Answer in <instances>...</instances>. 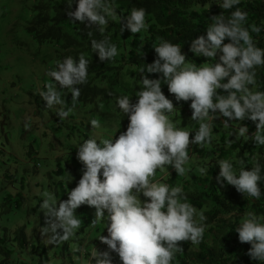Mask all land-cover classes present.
<instances>
[{
  "label": "clouds",
  "instance_id": "obj_1",
  "mask_svg": "<svg viewBox=\"0 0 264 264\" xmlns=\"http://www.w3.org/2000/svg\"><path fill=\"white\" fill-rule=\"evenodd\" d=\"M242 0H216L230 15L211 17L206 36L191 42L190 51L212 63L201 66L189 63L178 44L161 40L154 45L157 58L145 64L137 80L140 91L133 97L117 98L116 107L129 120L126 131L118 138L85 139L79 146L77 158L83 165V175L77 186L67 191L68 199L57 203L54 194L45 191L39 209L46 217L41 228L47 243L58 245L69 241L81 227L77 209L82 205L95 208L91 225L103 223L108 235L99 236L108 250L95 247L87 264H113L112 252L118 254L121 264H173L179 242L199 244L203 239L206 220L203 212L188 202L183 188L171 186L156 179L157 170L170 167L178 176L189 169L191 145L205 148L213 140L216 119L225 118L224 126L239 122L230 135L239 140H251L256 148L264 147V90L258 88L257 70L264 68V48L258 46L252 33L259 35L262 27L248 24V13L242 10ZM76 4L73 11L72 5ZM233 9H235L233 11ZM67 15L73 23L79 22L101 34L109 20H117L115 0H68ZM148 28L146 10L132 8L120 18V32L133 35ZM91 35V32H89ZM229 41L225 43V41ZM92 51L101 61H112L118 55L117 45L109 37L91 41ZM89 61L83 54L77 61L72 56L58 61L46 73L52 83L39 91L47 108L61 106L57 115L66 119L81 95L80 85L88 83ZM149 74H159L150 78ZM174 94L176 102L191 101V121L198 123L194 132L179 127L171 118L177 109L163 92L162 86ZM71 93V107L64 108L61 92ZM222 90V91H220ZM250 120L256 131L249 136V128L240 122ZM94 129L100 121H90ZM29 124H25V129ZM220 171L216 180L234 186L247 199L259 200L260 182L264 181V163L253 157L251 170L244 159L233 163L230 159L217 161ZM201 175L207 173L200 167ZM143 196L144 199H141ZM104 228V229H105ZM241 243L251 245L248 255L264 264V214L248 211L235 228ZM73 259L80 264L81 248H73Z\"/></svg>",
  "mask_w": 264,
  "mask_h": 264
},
{
  "label": "rangeland",
  "instance_id": "obj_2",
  "mask_svg": "<svg viewBox=\"0 0 264 264\" xmlns=\"http://www.w3.org/2000/svg\"><path fill=\"white\" fill-rule=\"evenodd\" d=\"M31 5L30 0H0V264H77L72 251L77 247L83 250L82 255L75 254L81 256L80 264H87L86 255L102 244L99 236L108 235L103 223L91 225L95 208L77 209L81 219L77 234L53 245L40 231L46 217L39 204L45 191L54 194L57 203L68 199L67 191L83 175L77 148L85 139L118 138L126 131L129 120L116 101L128 95L135 102L136 93L122 87L136 85L106 84L92 95L82 87L72 112L61 120L57 115L61 106L49 109L39 95L52 83L46 73L54 64L27 30ZM61 96L63 107H71V93L65 90ZM92 119L100 121L99 129L93 128ZM171 171L157 170L156 179L165 183Z\"/></svg>",
  "mask_w": 264,
  "mask_h": 264
},
{
  "label": "trees",
  "instance_id": "obj_3",
  "mask_svg": "<svg viewBox=\"0 0 264 264\" xmlns=\"http://www.w3.org/2000/svg\"><path fill=\"white\" fill-rule=\"evenodd\" d=\"M30 1V26L27 30L36 43L47 49L54 67L58 61H63L68 56L78 61L79 56L83 54L89 61L88 83L79 86L84 87V93L88 95L94 94L95 90H103L106 84L121 83L123 86L131 83L136 85L133 89L127 85L122 88L130 93L140 91L137 80L147 73L146 70L144 73L139 72L145 64L155 61L157 56L153 46L158 45L161 40L178 44L189 63L197 66L206 62L212 63L207 61V58L192 53L191 42L201 35L206 36L212 16L230 15L216 0H115L118 19H110L101 34L94 28L89 29L79 22H72L67 15L68 0ZM76 6L72 5L73 11ZM140 7L146 10L147 30L135 35L127 30L121 33L120 18L126 17L132 8ZM237 7L248 13V24L255 23L264 29V0H242ZM252 35L258 46L264 48V30L259 35ZM105 37H109L119 51V55L112 61H101L98 53L93 52L91 48L93 39L101 40ZM227 42L229 41L226 40L225 43ZM257 72L258 88L264 90V68H259ZM149 75L150 78H159V74ZM162 90L177 107L171 118L179 127L193 132L194 136L199 125L191 121V101L176 102L167 85H163ZM224 120L225 118L221 117L214 121L211 145L205 148L190 146V167L186 166L189 171L184 176H178L172 169L165 182L171 186L182 187L188 202L206 217L202 241L199 244H192L190 241L179 242L184 250L176 253L173 264H260L248 255L251 245L239 241L235 228L248 211H255L258 215L264 214V195L259 200L247 199L234 186L226 182L219 184L216 177L220 171L217 161L221 159H230L233 163L244 159L246 170H251L253 157L264 163V147L256 148L251 140L246 141L244 138L237 140L235 135L230 134L236 131L239 122L232 125V122H229L230 126L225 127ZM240 123L248 126L249 136L257 130L255 123L250 120ZM200 167H206L207 173L201 175L198 172L193 175V171L199 170ZM260 187L264 194V181L260 182ZM20 206L17 205V208ZM18 238L15 237L16 240ZM97 250L106 251L108 248L102 243ZM111 255L113 264H121L118 254L112 252Z\"/></svg>",
  "mask_w": 264,
  "mask_h": 264
}]
</instances>
